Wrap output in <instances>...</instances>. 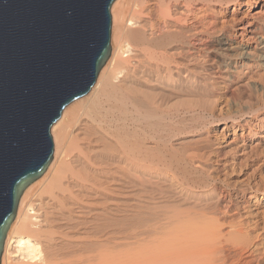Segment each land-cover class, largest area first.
I'll return each instance as SVG.
<instances>
[{"label": "bare ground", "instance_id": "1", "mask_svg": "<svg viewBox=\"0 0 264 264\" xmlns=\"http://www.w3.org/2000/svg\"><path fill=\"white\" fill-rule=\"evenodd\" d=\"M111 15V56L53 125L1 264H264V0Z\"/></svg>", "mask_w": 264, "mask_h": 264}, {"label": "water", "instance_id": "2", "mask_svg": "<svg viewBox=\"0 0 264 264\" xmlns=\"http://www.w3.org/2000/svg\"><path fill=\"white\" fill-rule=\"evenodd\" d=\"M116 0H0V264L20 199L54 159L53 125L112 53Z\"/></svg>", "mask_w": 264, "mask_h": 264}]
</instances>
